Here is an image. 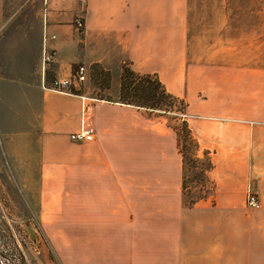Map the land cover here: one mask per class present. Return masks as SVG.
Here are the masks:
<instances>
[{
  "label": "crops",
  "instance_id": "0c3cea01",
  "mask_svg": "<svg viewBox=\"0 0 264 264\" xmlns=\"http://www.w3.org/2000/svg\"><path fill=\"white\" fill-rule=\"evenodd\" d=\"M17 1L31 5L10 11L15 24L1 23L0 8V137L9 153L28 148L39 153L44 179L53 178L50 167L70 163L73 194L86 198L91 222L107 226L122 245L126 201L168 202L174 192L184 194L177 132L163 144L161 136L155 138L157 145L146 153L136 134V144H129L131 105L76 93L75 83L72 94L42 85L71 78L76 65H84L97 86L111 76L109 88L121 99L126 68L156 77L186 103L189 120L216 119L218 108L206 85L212 70L189 56V0ZM78 16L85 23L80 33L73 25ZM46 49L56 58L44 71ZM189 124L211 157L208 193L179 211L152 209L147 223L141 215L129 216L125 243L133 250V264H264V121L251 127L230 121ZM83 125L96 131L94 140L71 142L70 134ZM172 148L181 157L173 171L177 184L168 178L173 166L160 161ZM250 188L261 202L257 210L247 205Z\"/></svg>",
  "mask_w": 264,
  "mask_h": 264
},
{
  "label": "rangeland",
  "instance_id": "374dc122",
  "mask_svg": "<svg viewBox=\"0 0 264 264\" xmlns=\"http://www.w3.org/2000/svg\"><path fill=\"white\" fill-rule=\"evenodd\" d=\"M67 1L80 4L82 0ZM189 3V56L192 63L212 70L206 85L218 116L212 120H189L186 103L178 99L166 102L169 111L129 107L132 134L129 144H136L133 143L136 134V139L142 138L138 145L146 153L157 145L158 136L163 144L164 137L173 136L174 131L178 136V133L185 135L184 123L191 131L189 121L199 126L230 121L247 127L264 121V0H189ZM22 4L17 0H0V8L5 10L1 23L15 24L10 11L20 9L18 6ZM152 79L155 83L156 78ZM111 80L109 76L102 86H97L88 77L82 83H75L77 90L74 86L73 91L121 102L122 95L120 99L109 88ZM141 82L138 80L137 86ZM194 141L195 146L184 143L188 148L187 164H184L188 182L185 194L174 192L168 202L126 201L121 206L126 220L120 236L124 243L121 245L119 241L116 245V233L108 232L104 224H93L86 198L73 194L76 183L70 179V163L50 167L49 175L53 178L44 179L39 153L33 154L32 148L21 150L20 154L9 153L0 137V264H133V250L125 243L130 240L129 216L132 219L133 215H141L147 223L146 216L152 209L179 211L208 193L207 178L199 181L195 175L207 167L211 157L198 140L194 138ZM182 144L179 146L184 151ZM180 160L173 148L160 160L173 166L168 178L175 184L178 178L173 171L179 167ZM125 171L126 177L131 178V168Z\"/></svg>",
  "mask_w": 264,
  "mask_h": 264
},
{
  "label": "trees",
  "instance_id": "16d2710c",
  "mask_svg": "<svg viewBox=\"0 0 264 264\" xmlns=\"http://www.w3.org/2000/svg\"><path fill=\"white\" fill-rule=\"evenodd\" d=\"M154 76H140L135 74L134 72L130 71L129 69L124 68L122 74V82H121V95H122V102L126 105L142 107L144 109H151V110H160V111H169L171 108L166 104L167 101L174 102L178 98L169 94L165 88L161 85V82L156 78L155 83L151 80ZM138 80H143L140 86H137ZM179 100V99H178ZM185 127V135H181L180 133L178 139L180 142L178 144H182V148L184 151H181V155L183 157V163L187 164V151L188 148L185 147L184 143L190 144L195 146L194 138L192 137L191 131L187 128V124H183ZM182 141V143H181ZM181 148V146H180ZM184 165V176H183V192L188 189V182L186 178V171ZM212 169V164L209 161L208 165L205 169H202L200 173L196 174L195 176L198 178L199 181L206 180V174ZM201 196L199 199H201ZM193 200L189 203V206L196 205V202L199 200Z\"/></svg>",
  "mask_w": 264,
  "mask_h": 264
},
{
  "label": "built area",
  "instance_id": "2783aa9c",
  "mask_svg": "<svg viewBox=\"0 0 264 264\" xmlns=\"http://www.w3.org/2000/svg\"><path fill=\"white\" fill-rule=\"evenodd\" d=\"M75 30L77 32H82L85 28V23L83 18L78 17L74 20ZM56 53L55 51H50L46 49L43 54V62L42 67L45 71V68L48 65L53 64L55 62ZM87 80V69L84 65H78L75 69V72L71 78L64 79H54L50 83V85L43 84V89L52 90L62 94H72L73 93V83H82ZM96 131L94 129H90L89 127H81V130L78 133L70 134V140L73 143H87L92 142L94 140V136ZM247 205L250 209L257 210L261 208V202L258 196V193L251 189L247 192Z\"/></svg>",
  "mask_w": 264,
  "mask_h": 264
}]
</instances>
